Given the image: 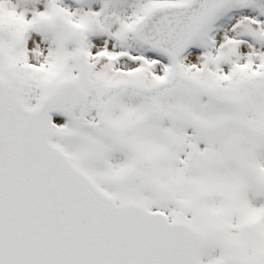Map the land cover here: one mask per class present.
Instances as JSON below:
<instances>
[{
  "label": "snow or ice",
  "instance_id": "obj_1",
  "mask_svg": "<svg viewBox=\"0 0 264 264\" xmlns=\"http://www.w3.org/2000/svg\"><path fill=\"white\" fill-rule=\"evenodd\" d=\"M0 264H264V0H0Z\"/></svg>",
  "mask_w": 264,
  "mask_h": 264
}]
</instances>
